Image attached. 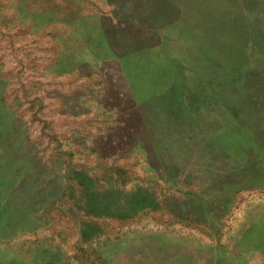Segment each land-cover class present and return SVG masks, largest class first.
<instances>
[{"label":"rangeland","instance_id":"obj_1","mask_svg":"<svg viewBox=\"0 0 264 264\" xmlns=\"http://www.w3.org/2000/svg\"><path fill=\"white\" fill-rule=\"evenodd\" d=\"M263 42L264 0H0V264L263 224Z\"/></svg>","mask_w":264,"mask_h":264},{"label":"crops","instance_id":"obj_2","mask_svg":"<svg viewBox=\"0 0 264 264\" xmlns=\"http://www.w3.org/2000/svg\"><path fill=\"white\" fill-rule=\"evenodd\" d=\"M200 228L199 235L173 230L169 236L157 229L147 238L137 236L121 247L114 261L118 264H264V223L247 227L222 225L215 230L204 227L203 231ZM47 264L59 263L50 258Z\"/></svg>","mask_w":264,"mask_h":264},{"label":"trees","instance_id":"obj_3","mask_svg":"<svg viewBox=\"0 0 264 264\" xmlns=\"http://www.w3.org/2000/svg\"><path fill=\"white\" fill-rule=\"evenodd\" d=\"M128 218H130V216H128ZM128 218H127V219H128Z\"/></svg>","mask_w":264,"mask_h":264}]
</instances>
